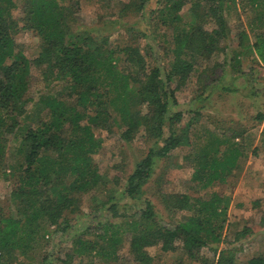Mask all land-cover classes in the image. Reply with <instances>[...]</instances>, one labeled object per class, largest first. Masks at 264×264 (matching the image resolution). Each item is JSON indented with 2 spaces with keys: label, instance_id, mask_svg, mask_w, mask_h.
<instances>
[{
  "label": "trees",
  "instance_id": "16d2710c",
  "mask_svg": "<svg viewBox=\"0 0 264 264\" xmlns=\"http://www.w3.org/2000/svg\"><path fill=\"white\" fill-rule=\"evenodd\" d=\"M17 1L0 0V165L4 135L20 136L8 175L13 184L11 203L19 215L0 217V253L20 245L25 249L37 236L43 239L50 226L61 227L63 215L79 210L83 195L104 188L106 198L98 199L100 205L93 214L106 211L111 220L75 237L64 264L93 251L103 264H120L117 250L125 233L132 264H162L148 254L150 247H159L162 253L181 251L188 264H243L232 250H222L210 260L201 255L203 248L223 242L226 199L212 194L207 200L191 202L189 195L165 196L162 199L170 211L191 212L174 225L157 221L149 201H144L136 214L125 217L118 214L115 191L106 187L92 155L100 146L97 129L112 124L125 143L143 131L146 139L153 140V147L136 164L123 190L130 197L137 195L152 177L155 158H166L173 150L190 145L191 123L175 129L181 120V113L174 110L175 93L201 63L224 50L221 44L230 34L226 15L238 8L253 14L251 21L258 23L261 31L254 33L252 43L245 31L239 33L233 60L238 65L247 53L264 65V0H166L173 3L159 11V22L170 27L172 34L166 49L167 67L157 65L150 47L113 46L107 36L91 35L90 30L76 25L73 10L77 4L64 6L59 0H21V29L40 38V50L29 60L12 37L17 23L11 12ZM148 2L129 0L120 13H139ZM187 4L185 20L181 11ZM249 26L254 30V25ZM32 65L62 83L57 92L42 93L32 104L38 113L46 111L44 119L24 116L30 103L26 93ZM232 132L230 138L214 139L213 146L206 144L193 157L197 167L192 180L198 187L224 182L237 167L242 151L234 139L240 135ZM63 220L61 230L65 231L68 224ZM244 264H264V253Z\"/></svg>",
  "mask_w": 264,
  "mask_h": 264
},
{
  "label": "rangeland",
  "instance_id": "374dc122",
  "mask_svg": "<svg viewBox=\"0 0 264 264\" xmlns=\"http://www.w3.org/2000/svg\"><path fill=\"white\" fill-rule=\"evenodd\" d=\"M59 1L64 6L77 4L73 10L76 25L84 26L91 31V35L107 36L108 43L113 46L131 44L143 50L150 47L157 65L168 66L166 49L170 47L172 34L170 27L160 24L159 11L166 10L165 7H169L172 1L149 0L139 13H120L122 5L129 0ZM21 6L22 1H17V8L11 12L17 23V32L12 37L23 55L33 60L40 50V38L33 31L21 29ZM188 8L187 4L181 11L185 20L188 19ZM240 9L226 15L230 34L227 41L221 44L224 50L201 63L185 85L175 93L174 110L181 113L180 123L175 125V129L191 123L190 145L173 150L166 158H155L152 177L133 197L123 192L127 178L153 147V140L146 139L140 130L131 142L125 143L119 131L111 124L95 131L100 146L92 158L106 187L115 191L118 214L125 217L136 214L139 206L149 201L157 221L174 225L191 212L170 211L163 197L189 195L193 202L197 198L207 200L212 194H217L226 199L223 242L213 248H203L201 255L210 260L222 250H232L235 259L244 264L264 253V65L255 55L247 53L240 57L238 65L233 60L239 33L245 31L252 43L254 33L261 31L257 27L259 24L251 21L253 14ZM249 24L254 25V30L250 29ZM43 72L41 67L35 65L29 70L30 84L26 97L30 103L25 106L24 116L28 115L32 120H36L37 116L44 119L47 115L46 111L38 113L32 105L40 94L55 93L62 84L55 78L45 76ZM172 87H175V83ZM258 115H262V119H258ZM232 130L240 135L234 139L242 151L237 167L231 170L224 182H215L205 188L198 187V183L192 180L194 168L197 167L193 157L206 144L213 146L214 139L230 138ZM166 136L167 130L164 134ZM4 137V161L0 165V217L8 218L19 215L18 208L11 203L13 184L8 175L9 166L15 161L20 136L7 133ZM106 195L104 188L97 194L83 195L78 203L79 210L72 215H63L59 229L50 226L48 234L45 233L46 237L41 239L37 236L27 248L20 245L6 253L1 252L0 264H64L75 237L90 232L86 230L94 229L98 223L111 220V214L106 211L93 214L95 207L100 205L98 199L103 200ZM64 218L68 228L62 231ZM146 251L162 264H188L184 262L185 256L181 251L162 253L159 247H150ZM117 254L120 264H132L127 233L122 236ZM93 255L94 251L90 255L70 258L68 264H103Z\"/></svg>",
  "mask_w": 264,
  "mask_h": 264
}]
</instances>
